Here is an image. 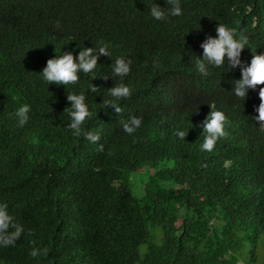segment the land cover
Returning a JSON list of instances; mask_svg holds the SVG:
<instances>
[{
	"label": "trees",
	"instance_id": "trees-1",
	"mask_svg": "<svg viewBox=\"0 0 264 264\" xmlns=\"http://www.w3.org/2000/svg\"><path fill=\"white\" fill-rule=\"evenodd\" d=\"M153 3L170 7L0 0V203L25 229L15 246L0 247V264H264V131L253 119L264 86L238 98L239 67L226 59L207 76L196 68L217 24L247 36L243 65L264 54V0H180L182 15L164 21L149 14ZM99 41L111 56L78 83L42 78L49 59L78 57ZM118 57L132 61L123 80L112 75ZM119 83L132 90L120 114L103 104ZM72 93H84L92 113L78 138L65 111ZM23 104L31 111L20 127ZM212 106L225 114L227 136L208 152L201 125ZM132 116L143 120L129 135L119 122ZM147 167L148 184L133 190L132 176ZM33 241L48 255L32 258Z\"/></svg>",
	"mask_w": 264,
	"mask_h": 264
},
{
	"label": "clouds",
	"instance_id": "clouds-1",
	"mask_svg": "<svg viewBox=\"0 0 264 264\" xmlns=\"http://www.w3.org/2000/svg\"><path fill=\"white\" fill-rule=\"evenodd\" d=\"M166 4L170 7L164 9L153 3L149 12L151 17L157 21H164L169 16L182 15L180 0H166ZM56 26H60L59 21L56 22ZM216 33L217 38L208 37L200 45L203 49V58L196 57V68L202 75L207 76L209 74V65L225 67L227 59V64L230 68L239 67L241 69L242 78L232 82L234 85L232 93L238 98L245 99L247 89L264 86V54L253 53L250 65L245 66L242 64L240 57L248 44L247 36L243 32L237 33L235 28H230L224 24H217ZM98 43V48H81L78 57H74L72 52H66L63 55L56 56V58L49 59L41 74L42 78L49 84L55 85L78 83L80 79L79 73H93L98 67V60L101 55L111 56L107 45L103 41ZM131 64L132 61L130 59L126 60L124 57H118L112 64V75L123 80L131 71ZM156 67H158V64L154 61L153 68L155 69ZM104 79H108V77L105 76ZM90 90L92 92L98 91L92 85ZM107 93L110 99H104L103 104L108 108H113L116 113L120 114L122 112L120 102L123 99L130 98L132 90L124 83H119L107 90ZM67 100L71 105V107L65 109L71 121L68 124V128L78 138L82 135V126L87 119L91 118L92 113L88 108L84 93L68 94ZM259 101V106L255 110L258 114L253 119L259 124L260 130L264 131V87H260ZM210 109V114L201 125L204 133L201 150L208 152L214 150L219 139L227 136L225 131L227 118L225 114L222 111L214 110V106ZM30 111L31 106L29 104H23L16 109L14 115L17 118L18 126L23 127L28 122ZM142 120V117L132 116L127 121H120L119 123L122 125L123 131L131 135L141 126ZM83 135L93 144L100 140L99 133L93 131H84ZM176 135L181 140H185L188 133L177 131ZM98 151H103V145L99 146ZM8 207L7 203H0V247L15 246L25 232L23 225L17 221L14 215L9 213ZM48 252V248H38L35 245V241H33V247L30 252L32 258H37L41 255L47 256Z\"/></svg>",
	"mask_w": 264,
	"mask_h": 264
},
{
	"label": "rangeland",
	"instance_id": "rangeland-1",
	"mask_svg": "<svg viewBox=\"0 0 264 264\" xmlns=\"http://www.w3.org/2000/svg\"><path fill=\"white\" fill-rule=\"evenodd\" d=\"M151 173L152 172L150 171L148 172V167H147L144 168L140 174L133 175L131 182L133 190H135L136 188H140L141 186H146L148 184ZM165 186H168V183H166ZM257 242H258V248L264 249V236L260 237Z\"/></svg>",
	"mask_w": 264,
	"mask_h": 264
}]
</instances>
